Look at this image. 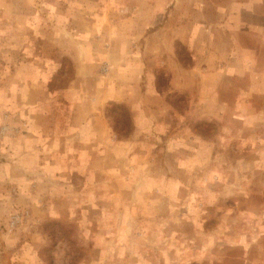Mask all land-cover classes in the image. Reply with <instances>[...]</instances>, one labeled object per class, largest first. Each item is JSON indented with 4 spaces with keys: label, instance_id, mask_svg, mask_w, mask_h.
I'll list each match as a JSON object with an SVG mask.
<instances>
[{
    "label": "rangeland",
    "instance_id": "rangeland-1",
    "mask_svg": "<svg viewBox=\"0 0 264 264\" xmlns=\"http://www.w3.org/2000/svg\"><path fill=\"white\" fill-rule=\"evenodd\" d=\"M221 1L166 0L158 11L159 0H0V264H264V76H232L231 63L227 77L214 76V98L225 99L214 113L168 92L182 112L152 113L144 133L125 105L106 102L118 143L86 165L62 129L96 88L126 81L135 32L168 18L170 32ZM149 12L155 22H143ZM28 113L44 114L20 166Z\"/></svg>",
    "mask_w": 264,
    "mask_h": 264
},
{
    "label": "crops",
    "instance_id": "crops-1",
    "mask_svg": "<svg viewBox=\"0 0 264 264\" xmlns=\"http://www.w3.org/2000/svg\"><path fill=\"white\" fill-rule=\"evenodd\" d=\"M163 3L165 4L166 0L150 4L151 6H160L158 10L160 11ZM154 18L155 13L149 12L144 21L140 20L150 23L152 20L155 22ZM168 22H171L170 18L164 20L162 24L158 23L157 28L139 29L138 32H135L134 40L137 39L136 41L141 43V47L131 54L128 67L124 64L127 59L125 61L123 58L121 59L123 63L120 64V67H127L125 74L120 75V78H123L124 75L127 76H125L127 78L125 82H115L111 84L110 88H96L93 95L86 97V100H94V102L89 104L85 113H68L65 118L63 117L62 129L68 137L70 145L77 146L76 154L77 158L79 157L81 160V165H86L87 162L84 163V159L88 161L93 157H99V154L102 155V146L109 145L107 148L110 149L115 143H118L111 137L110 128L105 126L106 119H104L102 109L106 102L125 105L129 113L132 114L133 122L137 125V132L144 133L142 129L146 131L152 120L158 118L156 114L152 113H163L164 115L182 112L171 108L166 97L168 92L186 93L188 103H190L188 109L191 108V104L198 103L197 108L200 106L205 109L206 113H214L215 103L225 101L224 98H214L216 91L214 76L222 74L223 77H227V70H230L231 63H236L235 69L239 71L232 76H240V79L250 73L254 74L256 78L264 76V0L214 2L212 6L207 5V15L201 14L200 17L187 18L180 24L175 22V28L170 32L166 28ZM145 26L142 25L143 28ZM175 44L189 55L190 60L187 63L183 64V60L176 56ZM125 55V52H122L118 57ZM156 70L164 75L167 81L166 88L155 87L152 77ZM230 76L224 82L223 87H226V83L228 86L232 77ZM208 78L211 79L210 84L205 86ZM243 93L247 92L243 91ZM260 96L263 101L264 91ZM242 98L244 102L247 101L246 96H242ZM226 100L230 101V99ZM98 105H100V111L97 109ZM188 109H184L183 113H192L187 111ZM195 110L198 111V109ZM39 114L44 113H28L27 117H24L27 119L31 117L32 123L30 125L28 122L29 125L26 128L28 132L21 137L24 144L16 147L15 158L31 149L33 143L37 145L36 142L39 139L37 141L35 139L39 137V125L35 128L33 124L36 122V118L40 117ZM46 115L53 116L54 113H46ZM36 123L38 124V122ZM183 127L181 125L178 128L177 134H180V130L184 132ZM47 129L50 134L47 135L44 142H47L45 147L48 148L50 143L55 142V131L52 127ZM188 133L191 132L188 130ZM35 148L37 147L35 146ZM71 155L74 156V154ZM52 160H54L53 157ZM15 163L23 166L20 157ZM260 241L263 242L264 239H260Z\"/></svg>",
    "mask_w": 264,
    "mask_h": 264
}]
</instances>
